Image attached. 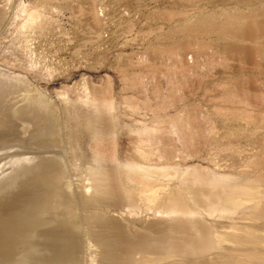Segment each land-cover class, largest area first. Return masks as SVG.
<instances>
[{"label":"rangeland","instance_id":"1","mask_svg":"<svg viewBox=\"0 0 264 264\" xmlns=\"http://www.w3.org/2000/svg\"><path fill=\"white\" fill-rule=\"evenodd\" d=\"M129 164L207 177L188 206L207 232L264 233V0H0V264H144L129 243L187 237ZM217 180L260 205L210 210ZM195 242L174 264L229 260Z\"/></svg>","mask_w":264,"mask_h":264},{"label":"bare ground","instance_id":"2","mask_svg":"<svg viewBox=\"0 0 264 264\" xmlns=\"http://www.w3.org/2000/svg\"><path fill=\"white\" fill-rule=\"evenodd\" d=\"M95 136L96 138L97 137L100 138L102 136V131L99 129H95ZM33 159L34 158L32 157V158H26L25 160L31 161ZM125 167H127L130 181L136 184L137 189L141 193H145L146 195H148L151 201L152 199L153 201H155L157 196L161 193L159 189L160 188L163 189L164 192L162 193L165 194L163 196V205H161L162 209H160L159 211L157 210V212L159 213V215H162L163 219L165 218L170 222L178 224L179 229L183 230L184 236H187L182 238V240H180L179 242H172L170 245H167L166 246L167 249L163 252H157L156 250V248H158L159 241L150 242L149 243L150 246L148 243L146 244L145 242L129 243L130 246L132 247L131 250L132 255H139L140 256L139 259L140 261H142V263L146 264V262H148L154 264H174L175 256L173 257L172 254L174 246L176 245L189 246L190 244L192 246L193 242L198 240V238L199 239L202 238V239H206L209 247L213 249L212 252L214 253L215 257L224 256L229 258V260H222L219 263H213V264H237L236 262L232 261L231 258L237 256L238 254H240L243 258L252 259L258 264H264V253L260 251L252 250L253 246H257V249L264 248V233H258L255 229L240 228L235 225L221 226L219 230L207 232V230H205L203 225L202 226L200 225L203 218L202 219L199 218L195 212L189 210L188 208L189 204H193L195 206L202 204L199 199L197 189L201 186L211 185L207 177L201 175L194 176L193 178L183 176L182 177L183 184L178 189L171 188L168 184L163 188L162 187L158 188L157 185L155 184V181L157 180V179L155 180V177H157L156 175L162 176V174H160L154 168L140 166L138 164H129L128 166ZM3 173L4 171H0L1 176L3 175ZM94 174H95L94 182L92 184L86 185L87 191L93 192L98 189L100 190L109 189L107 186L105 187V182H107L109 179V176L107 175L106 171L103 168H101L98 169ZM164 175L166 176V174ZM129 187L131 189V186ZM209 189L210 190L208 191V193H206L204 196L209 201L208 205L209 208H211L210 210L218 211V209L220 208L227 209L229 206H234L238 208L243 206L244 205L243 203H245L244 201L246 200L256 201V204L254 205L255 207H258L260 205L257 203H260L261 199H254L253 195L251 198L252 188L249 186L222 188L220 184V180H217L216 182L212 183V186ZM132 212L137 214L134 210L131 211L130 213ZM168 241L170 242L171 240L169 239ZM205 244L203 243V245ZM231 244L233 246L231 247L234 248V250L230 249L229 245ZM254 249H256V247ZM99 250L101 251V249Z\"/></svg>","mask_w":264,"mask_h":264}]
</instances>
